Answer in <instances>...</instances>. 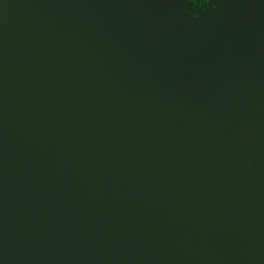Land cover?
Masks as SVG:
<instances>
[{"label": "water", "instance_id": "95a60500", "mask_svg": "<svg viewBox=\"0 0 264 264\" xmlns=\"http://www.w3.org/2000/svg\"><path fill=\"white\" fill-rule=\"evenodd\" d=\"M0 0V264H264V0Z\"/></svg>", "mask_w": 264, "mask_h": 264}, {"label": "trees", "instance_id": "16d2710c", "mask_svg": "<svg viewBox=\"0 0 264 264\" xmlns=\"http://www.w3.org/2000/svg\"><path fill=\"white\" fill-rule=\"evenodd\" d=\"M214 0H190V4L192 6L191 10H189L190 13H193L195 15H198V9L199 8H207L209 7V4H211Z\"/></svg>", "mask_w": 264, "mask_h": 264}]
</instances>
